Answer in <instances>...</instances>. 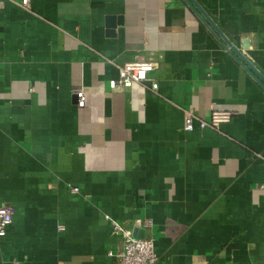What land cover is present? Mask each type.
Wrapping results in <instances>:
<instances>
[{
  "label": "crops",
  "instance_id": "crops-1",
  "mask_svg": "<svg viewBox=\"0 0 264 264\" xmlns=\"http://www.w3.org/2000/svg\"><path fill=\"white\" fill-rule=\"evenodd\" d=\"M197 1L264 77V0ZM135 60L157 90L111 88ZM0 205V264H117L146 218L156 264H264V87L185 0H0Z\"/></svg>",
  "mask_w": 264,
  "mask_h": 264
},
{
  "label": "built area",
  "instance_id": "built-area-1",
  "mask_svg": "<svg viewBox=\"0 0 264 264\" xmlns=\"http://www.w3.org/2000/svg\"><path fill=\"white\" fill-rule=\"evenodd\" d=\"M22 5L25 8H30V0H22ZM156 69V64L149 61L135 60L127 62L119 67L118 78L110 81V86L113 89L125 88L134 83H145L152 81L151 88L158 89V83L152 80L149 75ZM74 93L78 97V106L84 107L86 105L87 93L82 87L74 89ZM190 115V114H188ZM236 112L229 110H214L211 113L209 121H199L202 128L211 127L219 129L222 123L230 122ZM185 128L192 130L194 124L192 122L186 123ZM73 191H79V188H73ZM14 208L8 205H0V239L7 235L8 227L13 222ZM112 234L119 238L120 248L116 251H110L111 256H115L117 264H156L158 255L155 252L154 238H140L135 235V228L138 226L149 227L151 220L138 219L135 221V228L125 226L123 223L111 219ZM13 264H19L16 259Z\"/></svg>",
  "mask_w": 264,
  "mask_h": 264
},
{
  "label": "water",
  "instance_id": "water-1",
  "mask_svg": "<svg viewBox=\"0 0 264 264\" xmlns=\"http://www.w3.org/2000/svg\"><path fill=\"white\" fill-rule=\"evenodd\" d=\"M201 21L208 27V29L214 34L218 41L223 45L225 49L246 69L252 76L264 87V77L256 69V67L244 56V54L228 39V37L222 32L214 20L204 10L197 0H185ZM247 42H244L243 49H247ZM143 238L141 236H138Z\"/></svg>",
  "mask_w": 264,
  "mask_h": 264
}]
</instances>
